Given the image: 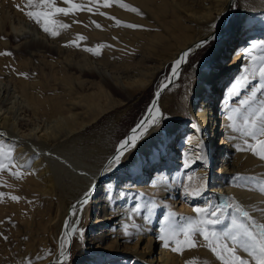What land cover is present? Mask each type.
I'll return each mask as SVG.
<instances>
[{
  "label": "bare ground",
  "instance_id": "1",
  "mask_svg": "<svg viewBox=\"0 0 264 264\" xmlns=\"http://www.w3.org/2000/svg\"><path fill=\"white\" fill-rule=\"evenodd\" d=\"M59 1L67 5L65 0ZM199 1L206 6L202 13H196L171 0H127L128 7L135 9L138 15H132L119 8L116 10L121 17L122 23L119 24H113L111 19L91 10L75 11L77 14L75 18H69L64 14L58 16V23L68 26L70 36H75L78 46L86 50L84 59L85 55L88 59L84 62L70 59L65 45L46 47L43 42L36 41L30 32L18 34L16 39L18 42L15 44L0 40V75L5 74L10 80L15 79L12 83V94L20 98L22 104L21 108H18L19 112L11 113V109L6 106L9 90L5 86L0 88V188L8 198L3 211L9 212L11 223L21 228L22 232H14L9 238L13 246L8 264L63 262L67 248L75 236V227L89 207L96 185L99 188L96 194L93 193V199L95 198L93 212L96 214L94 223L101 226L114 220L118 214L121 216L120 227L112 228L107 233L115 234L110 243H107V247L116 248L119 244L117 239L135 236V244L143 245V252L140 254L155 264L178 262L163 243H157L151 236L149 217L140 221L139 212L129 208L132 199L142 200L147 204L150 202L149 196H152L155 199L158 197L161 204L173 205L177 202L176 198L168 200L165 196L168 195V191L172 195L175 194L172 189L177 188L181 199L187 198L194 205L190 208L188 203L183 202L184 208L180 209H185L184 211L187 209L190 212L194 211L195 207L206 208L213 202L217 203L228 193H235L244 204L249 201L245 195L256 197L251 192L247 193L232 186L230 182L223 181L224 174L239 172L242 168L246 173L260 170L262 167L264 169V158L246 147L259 139H264V136L259 134L258 139L252 140L239 135L241 132L238 131V118L229 121L225 115L228 109L225 105L226 93L230 90L222 97V93L225 92L222 86L228 85L229 77L238 69L240 63L244 73L257 74L260 66L255 68L254 65L247 64L250 54L246 50L251 49L253 45L264 43V0H253L255 4L251 7L244 3L249 0H241L244 4L239 27L230 33L225 48L216 51L209 68L200 72L195 79V93L190 102L193 117L187 123H174L165 131L155 132L161 122L163 93L169 86L176 84L182 64L176 77L171 79L162 95L155 100L153 117L158 118L159 122L151 127H148L146 122L147 131L142 138L152 132L153 135L136 152L132 153L133 147L130 146L118 162L115 160L117 148L122 141L132 135V129L141 121L151 119L148 111L154 101L150 103V107L148 106L145 119L142 118L116 145L113 143L112 135L117 118L111 122L108 132L106 131L102 138L87 139L93 142L88 147L93 158L92 166L89 165L91 169L85 167L89 169L85 170L84 174L76 175L77 184L67 185L58 181L54 169L44 158V152L70 149L84 140L78 134L114 105L106 103L100 105L101 97L118 92L122 94L124 100L130 99L134 93L145 89L151 83L158 67L169 61L174 63L183 52L189 49L193 52L197 45L207 39L205 44L208 43L221 27L214 13L229 14L230 5L236 0ZM184 21L194 23L198 33L193 35V27L184 24ZM129 24L142 27L132 28L128 27ZM1 33L3 36L8 35L5 31ZM204 37L206 38L203 39ZM168 38L177 43V49H172L170 44H166ZM63 40H60L61 44L65 42ZM4 48L27 54L26 61L12 60L2 53ZM232 48L229 63H226L224 58ZM256 48V53L258 51L264 53V48L258 46ZM74 52L77 57L80 56L77 54L78 51ZM54 55L57 57L53 58ZM35 56L56 59L55 67H59L63 79L53 82L41 73L35 74L36 68L27 66V60ZM45 61L47 62V59ZM25 62L26 65L23 66ZM151 63L154 65L151 66ZM49 67L51 69L53 66ZM73 79H77L78 86L74 93L68 95L67 84L73 83ZM166 82L167 80L163 84ZM76 98H79L78 103L82 102V108H78L73 102ZM123 99L117 103H123ZM220 100L222 104L218 103ZM232 105H238V102L235 101ZM229 131L232 134L230 136ZM217 134L221 138L219 145L215 142ZM216 154H221L222 163L217 164L219 170L214 173L213 157ZM180 155L182 161L178 160ZM186 163L188 167L184 166ZM121 167L124 169L121 170ZM178 178L181 179L180 183L177 181ZM149 183L151 185H148ZM202 186L204 190L198 197L184 194L185 191L189 193L197 191ZM210 186L208 190L207 187ZM85 192H89V202L82 212L79 206L73 210V206L83 199ZM62 201L65 202V208L59 218L56 212ZM120 202L121 204L116 206ZM248 207L251 208L252 205ZM102 212L104 215H101ZM58 219L57 235L53 237L52 230ZM94 226L90 227L91 233L93 232L91 238L93 241L90 243L94 244L96 241L104 243L106 235L103 233L95 235ZM157 247L159 252L156 255ZM105 257L99 253L89 257L81 251L77 254L76 262L100 264ZM106 261H112L110 264H125L126 260L123 257Z\"/></svg>",
  "mask_w": 264,
  "mask_h": 264
},
{
  "label": "rangeland",
  "instance_id": "2",
  "mask_svg": "<svg viewBox=\"0 0 264 264\" xmlns=\"http://www.w3.org/2000/svg\"><path fill=\"white\" fill-rule=\"evenodd\" d=\"M171 0V2H178L181 5L185 6L187 9L193 10L196 13H202L204 12L205 5L200 2L199 0ZM127 0H110V5H105L103 3V0H74V3H77L80 5L79 11L82 12H89L94 11V13H99L109 19L113 22V24H119L120 22V16L116 12L117 9L121 8V10L125 12H129L132 15L137 16L138 12L133 11L128 7V4L126 3ZM203 5H202V4ZM233 4L230 5V12H229V18L226 25L222 27V22H224L225 15H218L216 12L214 13L215 16L218 18V23H221L219 28L217 29L218 32H213L214 37L206 44H204L202 47L197 48L194 52H191L188 58L186 59V62L183 64L181 69V77L179 76L178 80L176 81V84L169 86L166 91L163 93V99H162V108H161V115L163 118H161V122L155 132H162L167 129L170 125L174 123H182L185 124L187 121L192 119V113L190 108V102L191 99L195 93V79L197 75L202 72L204 69L209 68V66L213 63L215 58V53L218 49L226 46L227 42L226 39L230 35V33L233 30H236L240 25L241 20V14H242V6L245 3L246 6L251 7V5H254L255 2L253 0H249L248 2H244L241 0H236L232 2ZM70 5H65L60 3L59 0H52V5H46L41 4L40 0H1L0 1V40L7 41L8 44H15L18 41L17 36L18 34H22L23 32H27L29 34H32V37L36 41L43 42L46 47L55 48L56 45H62L67 50V54L69 55L70 59L75 60L76 62H84V60H87V56L85 55L84 59V47L78 46L76 40L77 38L75 36H70L69 27L68 26H62L58 23V16L62 15L63 13H54V15L51 17L53 21H55L54 24L50 25L51 31L45 32L42 30V23L40 24L36 22V20L32 17H29L27 15L28 12H38V11H54V7H68ZM76 13L73 12L69 15H65L69 18H75ZM168 15V14H166ZM184 24L190 25V27H193L192 34L196 35L198 33V29L196 26H194V23H189L187 21L183 22ZM103 24V23H102ZM104 25V24H103ZM105 26V25H104ZM2 28V29H1ZM59 30H63V32H60ZM5 31L6 34L4 35L1 33ZM52 32H55L56 35L53 36ZM264 34V33H263ZM262 34V35H263ZM6 36V37H5ZM64 36V37H63ZM70 38H69V37ZM62 37V39H61ZM74 37V38H72ZM81 37V36H78ZM208 37V36H207ZM264 37V35H263ZM204 37L203 39H205ZM64 39V40H63ZM172 38H168L166 41V44H170V48L177 49V43H174V40H171ZM60 40L65 41L63 44L60 43ZM60 43V44H59ZM70 43V45H69ZM75 46V47H74ZM73 50V51H72ZM80 50V51H79ZM230 49L226 57L224 58V62L229 63V56L231 51ZM256 49L248 52L249 62L247 64H252L255 66V68L259 67L257 69V74L253 73V75H249L244 73L242 71V64L240 63L238 66V69H236L232 75L228 79V85L222 86V89L225 90L224 93H222V97L226 93L227 90H230L233 84H237L238 91L237 92H227L226 93V103L225 105L228 107L227 112H225V115L228 116L229 110H235L232 111V115L234 118H238V131L241 132L239 135L241 137H246L248 139H258L259 133H257L256 137H248L244 134V131L247 128V125L245 124V118H248L249 124L251 123L252 114L259 111L261 107V102H264V87H260L261 85H264V77H261L260 70L264 68V53H261L258 51L255 52ZM19 53H17V52ZM74 51H78L80 56H76ZM2 53H5L9 58L12 60H15L16 62H19L21 60H25L27 54L21 53L18 50H10L5 49L2 51ZM73 56H72V55ZM254 54V55H253ZM74 55L76 57H74ZM72 56V57H70ZM53 58H56L57 56H52ZM83 57V58H82ZM47 59V62L45 61ZM42 57H33L29 60H27V66L31 65V67L36 68L35 74H43V76L46 78H50L53 82H58L63 79V74L61 73V70L59 67H55V60H50L51 58H45ZM26 61V60H25ZM47 63L46 65H43L42 63ZM48 63L50 65H48ZM205 64L203 68L199 69V72L196 74L195 78L192 80L190 75L194 71L196 67H199L201 64ZM54 64V65H53ZM172 62L169 61L166 64L161 65L158 67L157 71L155 72L151 83L143 90L137 91L133 94V96L130 99H123L122 94L120 93H113L111 96L107 95L106 97L100 98V105L106 104H114L111 106V109L106 111L94 122L90 123L85 127L84 130L80 134H78L81 138H84L81 142L77 143L70 149H55L50 150L48 152H44V158L49 163L50 167L54 169V175L55 178L63 182L64 184L71 185V184H77L78 179L76 177L77 174H84L85 170L87 171L89 168L91 169L92 164V156L90 154V151L88 147L92 145V140H88L90 137H97L102 138L106 131L108 132V128L111 124V122L117 118L118 121L115 125L114 132L112 135L113 143L116 145L118 142H120L145 115L147 108L150 107V103H152V99L157 92L158 88L160 87L163 82L169 79L171 75V66ZM23 66L26 65V62L22 64ZM151 66L154 64H150ZM38 66V67H37ZM46 68H43V67ZM49 66H53L51 69ZM40 67V68H39ZM49 67V69L47 68ZM30 68V67H29ZM39 68V69H38ZM43 72H42V69ZM39 70V71H38ZM48 70V71H47ZM59 71V72H58ZM46 74H45V73ZM49 72V75H48ZM108 75H110L109 72H107ZM48 75V76H47ZM5 77V78H4ZM248 78V83L240 88L238 82L244 78ZM10 78V77H8ZM7 76L0 75V88L7 87L9 90V93L7 95L6 99V106L11 109V113L15 114L18 111V108H21V101L20 98H16V96H13L12 94V83L15 81L14 78L8 79ZM45 78V79H46ZM14 79V80H12ZM6 80V81H5ZM10 80V81H9ZM70 84H67V87L69 88V91H67V94L70 95V93H74L78 86L77 79H73ZM7 83V86H6ZM52 83V82H51ZM71 85V86H70ZM227 86V87H226ZM75 89V90H74ZM11 93V94H10ZM78 96V95H76ZM12 97V98H11ZM14 97V98H13ZM248 97H254L249 105L240 106L239 101L241 99H245ZM123 99V103H117L118 100ZM79 98H76L73 100L75 102V105L78 108H82V102L78 103ZM114 100V101H113ZM116 100V101H115ZM113 101V102H112ZM235 101L238 102V105H232ZM116 102V103H115ZM218 103L222 104V101H218ZM149 106V107H148ZM222 109V107H221ZM223 110V109H222ZM116 115V117H115ZM154 132V133H155ZM153 135V132L149 135H145L142 140L136 144L132 148V153L136 152L143 144L149 141L151 136ZM232 135L229 131V136ZM218 136V137H217ZM215 142H218V145L221 142V138H219V134L215 135ZM225 147V144L223 145ZM137 148V149H136ZM220 148V147H219ZM90 157V158H89ZM213 161L215 162L214 168H212V171L215 173L217 170H219V166L221 162V154H216V156L213 157ZM179 161H182V156L180 155ZM59 163V164H58ZM91 165V166H89ZM89 167V168H85ZM123 167V165H122ZM121 167V168H122ZM241 168V166H240ZM122 168L121 170H123ZM119 170V173L121 172ZM262 170V171H261ZM81 172V173H80ZM83 172V173H82ZM212 172V173H213ZM224 174V173H223ZM66 176V177H65ZM75 177V178H74ZM61 178V179H60ZM77 180V181H76ZM178 183L181 182V179L178 178ZM223 181L225 183H231L232 186H235L239 188L242 191H247V193H252L254 196L251 195H245L247 196V200L249 201L244 204L240 198H237L235 193H228L224 195V197L219 200V202H213L209 204L206 208H209V211H214L216 206L218 205H231L230 208H228L224 213V221L223 223L216 225L215 230L217 232H222L224 229L227 228V225L231 222V219L233 216L238 221H242L249 227L252 226V224L256 225H264V169L254 171V172H248L246 173L243 171V168L240 169L239 172H234L231 174H224L223 175ZM71 183V184H70ZM148 185H151L149 183ZM211 185V184H210ZM177 186V185H176ZM176 186H173L175 188ZM1 187V186H0ZM97 188H99L98 185H96L92 191V200L89 203V207L87 210L84 211V213L81 216L80 222L75 227V236L73 237L72 242H70L68 248H67V254L64 257L63 262H58L54 264H77L76 258L77 254L81 251H84V253L88 254L89 257L95 256L96 254H102L105 257V260L100 264H110V259H118V258H125V264H155L152 262H149L146 257L142 256L140 253L143 252V245L135 244L136 238L128 237L127 239H117L116 241L119 242L117 247H107V243H110L112 240V236L115 234L107 235L110 229L116 228L118 229L121 225L120 219L121 216L116 217L111 222L97 226V224L94 223L96 214L93 212L94 206H93V193H97ZM211 188L207 187L209 190ZM175 194H170V191H168V195H166V199H170L172 197L176 198V201L173 205H165L161 204L159 202V199H155L152 196H149L150 202L147 204L143 202L142 200H134L132 199L129 203V208L136 209V206H140V211L138 213V218L140 221L143 220V218L150 219V234L153 236L154 240L159 244L163 243L159 238L158 235L161 233V228L164 229L165 234H167V231L170 226L174 227L176 230V235L174 236L173 240L169 241V246H167V251L174 255L175 258H177L178 264H222V261L218 258L219 256V250L213 251V248L209 245L208 242L204 241L203 238L199 233L191 234L190 238H194V244L189 245L187 243H183L185 237L183 235V232L180 231L185 225L188 224L189 220H199L204 218H210L208 216L202 215V214H196L194 211L190 212L186 209L184 211L183 202L188 203L191 208L194 205L191 204L190 201H188L187 198H183L179 195V191L172 189ZM60 193V192H58ZM136 199V198H135ZM197 201V200H196ZM8 198L7 195L3 192L2 188H0V264H8L10 261V252L12 249L13 244L9 242L10 236L14 232L22 233L21 228H17L13 226L11 223V218L9 216V212L3 211L4 207L7 206ZM145 203V204H144ZM183 203V204H182ZM193 203V202H192ZM118 204V203H117ZM116 206H119L121 202ZM252 205L251 208L248 207V205ZM65 208V202L59 203V210L56 212L57 215H59V218L61 217V212ZM187 208V207H186ZM241 211H247L249 213V216L251 217V220L244 218L240 215V213L237 210ZM252 211H251V210ZM254 209V210H253ZM253 212V213H252ZM190 213V214H189ZM101 215H104L102 212ZM175 217L173 220L172 217ZM250 222V223H249ZM59 223V219L55 223L52 235L55 237L57 235V225ZM91 225L94 226V229L96 230V234L103 233L106 235L105 242L99 243L98 241L93 243H90L93 241L92 234L91 233ZM95 232V231H94ZM159 239V240H158ZM126 240V241H125ZM177 241H181L179 247L180 251H173L172 249L174 247H177ZM224 243H226L229 247L232 246L233 242L231 239L225 237ZM164 244V243H163ZM213 244H215V241H213ZM165 246V244H164ZM170 250V251H169ZM159 252V247H157L156 255ZM174 253V254H173ZM236 253L245 259L246 262H250V264H255L254 261H252L249 253L245 252L243 248L236 247ZM227 257V254H225ZM155 256V255H154ZM93 258V257H92ZM227 259H231V257H227Z\"/></svg>",
  "mask_w": 264,
  "mask_h": 264
},
{
  "label": "snow or ice",
  "instance_id": "3",
  "mask_svg": "<svg viewBox=\"0 0 264 264\" xmlns=\"http://www.w3.org/2000/svg\"><path fill=\"white\" fill-rule=\"evenodd\" d=\"M31 2V0H29ZM99 2V0H97ZM41 4L52 5V0H40ZM65 3L70 5V7H54V11H38V12H28L27 15L32 17L36 20L38 24L43 21L41 27L42 30L45 32L51 31L50 25L54 24L55 21L51 19L54 13H63L64 15H69L77 10L80 9V5L74 3V0H65ZM105 5H110V0H103ZM135 11V9H132ZM100 27V25H97ZM128 27L138 28L142 26L132 25L129 24ZM52 35L55 36L56 33L52 32ZM198 47H202L203 43L197 45ZM264 48V43L259 45H253L251 49H247L246 51L250 52L254 50L256 47ZM91 51V49H89ZM191 49L188 51L183 52L178 59L174 61L171 66V75L169 80L175 78L177 72L179 70V66L186 62V58L190 55ZM261 77H264V68L260 70ZM248 83V78H242L238 84L239 87L242 88ZM260 87H264L261 85ZM230 91L237 92V84H233ZM254 97H248L245 99H241L239 101L240 106L249 105L251 100ZM156 107V101L153 102L152 108L149 109L148 115L151 118L148 121H141L138 125H136L132 129V135H130L126 140L122 141L120 146L117 148V155L115 160L118 162L121 159V156L124 154V151L128 149L130 146L134 147L135 143L138 142L140 138L145 134L147 129L145 128V124L147 122L148 127L158 124L159 119L153 117V109ZM232 110H229V114L227 116L229 121H233L234 117L232 115ZM160 118H163L162 115ZM245 124L247 125L244 134L248 137H256L257 133L261 136H264V102H261V107L258 112L252 114L251 123L249 124L248 118H245ZM233 127H235L233 125ZM139 133V135H137ZM247 149L251 150L253 153L259 155L260 157L264 158V139L257 140L254 144H248ZM188 167L187 163L184 165ZM204 190L202 186L199 190L194 192H187L185 191L186 196L198 197L201 192ZM16 199V197H13ZM89 202V192L84 193L83 199L77 202V205L73 206V210L77 206L80 207L81 212L83 208ZM231 205H218L216 206L214 211H209V208H202V207H195L194 212L196 214H202L208 216L210 218H204L199 220H189L188 224L185 225L180 231L183 232L185 237L183 243H187L189 245L194 244V238H190L191 234L199 233L204 241L208 242L209 245L213 248V251L219 250L218 258L222 261V264H250V262H246L245 259L240 257L236 253V247H241L247 253H249L252 261L255 264H264V225H256L252 224L251 227L243 223L242 221H238L235 216L231 219V222L227 225V228L224 229L222 232H217L215 230V226L223 223L224 215L223 213L230 208ZM140 206H136V211L139 212ZM240 215L244 218L251 220L249 213L247 211L237 210ZM172 219L174 220L175 217L173 216ZM130 235V233H129ZM176 235V230L174 227L170 226L167 234H165L164 229L161 228V233L158 235V238L165 244V246H169V241L173 240L174 236ZM227 237L231 239L233 242L232 246L229 247L226 243H224V238ZM215 241V244H213ZM177 247H174L173 251H180V243L181 241H177ZM227 257H231V259H227Z\"/></svg>",
  "mask_w": 264,
  "mask_h": 264
},
{
  "label": "water",
  "instance_id": "4",
  "mask_svg": "<svg viewBox=\"0 0 264 264\" xmlns=\"http://www.w3.org/2000/svg\"><path fill=\"white\" fill-rule=\"evenodd\" d=\"M229 14L228 13H226V15H225V19H224V22H222V27L224 26V25H226V23L228 22V18H229ZM221 29V28H220ZM208 40V39H207ZM206 40V41H207ZM205 41V42H206ZM205 42H203V45L205 44ZM197 48H199L198 46L197 47H195V49L193 50V52L197 49ZM182 67V66H181ZM171 83V81L168 79L167 80V82L165 83V84H161L160 85V87L158 88V90H157V92L155 93V95H154V97H153V99H152V101L151 102H153V101H155V100H157L159 97H160V95H162V93L165 91V89H166V87L169 85ZM144 116V115H143ZM143 118V120L145 119V116L144 117H142ZM132 129V128H131Z\"/></svg>",
  "mask_w": 264,
  "mask_h": 264
},
{
  "label": "crops",
  "instance_id": "5",
  "mask_svg": "<svg viewBox=\"0 0 264 264\" xmlns=\"http://www.w3.org/2000/svg\"><path fill=\"white\" fill-rule=\"evenodd\" d=\"M204 66H205V64L203 63V64H201L199 67H196V68L194 69V71H193L192 74L190 75V77H191L192 80L195 78L196 74L199 72V69H200V68H203ZM180 77H181V75H180Z\"/></svg>",
  "mask_w": 264,
  "mask_h": 264
}]
</instances>
